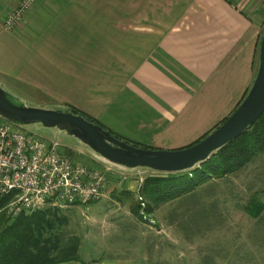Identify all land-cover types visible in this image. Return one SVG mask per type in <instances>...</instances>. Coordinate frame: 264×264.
I'll use <instances>...</instances> for the list:
<instances>
[{
  "label": "crops",
  "instance_id": "0c3cea01",
  "mask_svg": "<svg viewBox=\"0 0 264 264\" xmlns=\"http://www.w3.org/2000/svg\"><path fill=\"white\" fill-rule=\"evenodd\" d=\"M18 2L0 0V86L28 104L74 107L149 149H183L211 132L256 74L264 0H36L6 29ZM87 159L79 161L102 169ZM228 179L239 200L230 232H264V156Z\"/></svg>",
  "mask_w": 264,
  "mask_h": 264
},
{
  "label": "rangeland",
  "instance_id": "374dc122",
  "mask_svg": "<svg viewBox=\"0 0 264 264\" xmlns=\"http://www.w3.org/2000/svg\"><path fill=\"white\" fill-rule=\"evenodd\" d=\"M0 88L14 104L48 108L25 103L22 98ZM49 109L63 111L62 107ZM17 125L46 141H56L62 149L69 150L75 160L88 158L97 167L113 171L108 175L106 198L57 208L68 218L62 229L65 235L79 237L78 254L82 261L88 263L103 256H117L144 261L153 259L154 264H264V232L261 229L251 231L244 238L231 233L227 227L228 210L239 204V200L232 197L233 192H229V177L210 180L160 204L151 214L137 217L129 213L131 201L132 198L138 200L137 191L147 176L133 174L137 170L148 172L151 169L126 168L111 163L58 127H46L39 122ZM136 180L139 183L136 184ZM125 192L133 196L123 195ZM219 212L223 215L219 216ZM249 245L252 248H248Z\"/></svg>",
  "mask_w": 264,
  "mask_h": 264
},
{
  "label": "trees",
  "instance_id": "16d2710c",
  "mask_svg": "<svg viewBox=\"0 0 264 264\" xmlns=\"http://www.w3.org/2000/svg\"><path fill=\"white\" fill-rule=\"evenodd\" d=\"M66 111L81 115L114 137L123 140L96 119L74 107L68 106ZM226 119H223L218 125ZM209 133L186 147L199 142ZM125 142L147 148L129 141ZM262 156H264V112L240 135L193 168L175 173L160 172L145 177L137 191L138 200L132 198L130 211L137 217L151 214L153 209L160 204L191 192L210 180H219L240 174L247 164L259 160ZM127 193L133 196V194ZM127 193L122 194L126 196ZM9 199L6 197L0 200V264H64L82 261L78 254L79 237L65 235L62 229L67 225L68 218L59 209L42 208L29 213H21L11 219L3 210V206Z\"/></svg>",
  "mask_w": 264,
  "mask_h": 264
},
{
  "label": "built area",
  "instance_id": "2783aa9c",
  "mask_svg": "<svg viewBox=\"0 0 264 264\" xmlns=\"http://www.w3.org/2000/svg\"><path fill=\"white\" fill-rule=\"evenodd\" d=\"M35 2L19 0L4 27L14 28ZM110 171L88 167L56 141L0 117V200L10 198L3 210L11 219L47 206L63 209L100 201L107 197Z\"/></svg>",
  "mask_w": 264,
  "mask_h": 264
},
{
  "label": "water",
  "instance_id": "95a60500",
  "mask_svg": "<svg viewBox=\"0 0 264 264\" xmlns=\"http://www.w3.org/2000/svg\"><path fill=\"white\" fill-rule=\"evenodd\" d=\"M264 112V27L258 48V66L247 94L227 119L199 142L178 150L137 147L120 140L81 115L43 107L17 105L0 88V117L17 125L32 122L58 127L80 140L107 161L126 168L144 167L175 173L193 168L240 135Z\"/></svg>",
  "mask_w": 264,
  "mask_h": 264
}]
</instances>
